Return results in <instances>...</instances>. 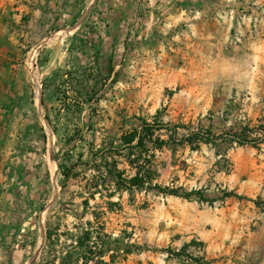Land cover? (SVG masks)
I'll list each match as a JSON object with an SVG mask.
<instances>
[{"label":"rangeland","instance_id":"rangeland-1","mask_svg":"<svg viewBox=\"0 0 264 264\" xmlns=\"http://www.w3.org/2000/svg\"><path fill=\"white\" fill-rule=\"evenodd\" d=\"M190 256L264 264V0H0V264Z\"/></svg>","mask_w":264,"mask_h":264},{"label":"trees","instance_id":"trees-1","mask_svg":"<svg viewBox=\"0 0 264 264\" xmlns=\"http://www.w3.org/2000/svg\"><path fill=\"white\" fill-rule=\"evenodd\" d=\"M152 135H153V131L151 129V125L147 122H142V125L139 128H133L132 130L121 134L119 139L121 142V147H128L129 154H132L133 150H137L139 147H143L144 145H146V142L148 141L153 143V148L161 149L162 140L153 139ZM70 139L71 138H68L66 141H69ZM108 157L111 158V159L109 158V160L106 162V167H105L108 176L107 179L103 178L101 180L102 182L107 183V181H111L114 183L115 189L118 190H125L132 188L142 189L149 186L150 188L155 189L157 191L165 192V190L162 187H160L158 184H151L153 179L152 176L153 172L141 168V165L138 164V162H140L138 157L129 160L130 166L134 167V173L130 176H123V172L121 170L118 169L115 170L116 163L113 154H108ZM58 165L60 167L59 163ZM62 174L64 175V177L68 178L69 177L68 168L62 170ZM167 193L174 195H182L185 198L194 195L198 197L200 200H204L202 193L199 190H192L190 192H186L183 194H178V192H176L175 190H168ZM184 250H185V246H183L182 250L178 252H170V253L174 255H181L184 252ZM190 258L199 264H203L199 262V260L194 256H190Z\"/></svg>","mask_w":264,"mask_h":264}]
</instances>
